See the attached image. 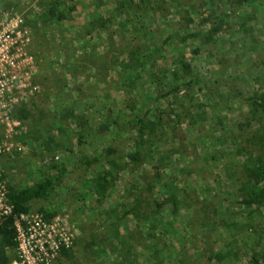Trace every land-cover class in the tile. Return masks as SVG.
<instances>
[{
	"label": "rangeland",
	"instance_id": "374dc122",
	"mask_svg": "<svg viewBox=\"0 0 264 264\" xmlns=\"http://www.w3.org/2000/svg\"><path fill=\"white\" fill-rule=\"evenodd\" d=\"M6 10L29 33L38 92L17 132L0 131L14 143L0 173L14 190L56 182L28 203L53 212L49 264H264V165L250 176L264 115L248 102L264 92V0H0ZM145 11L161 28L150 56L120 28Z\"/></svg>",
	"mask_w": 264,
	"mask_h": 264
},
{
	"label": "built area",
	"instance_id": "2783aa9c",
	"mask_svg": "<svg viewBox=\"0 0 264 264\" xmlns=\"http://www.w3.org/2000/svg\"><path fill=\"white\" fill-rule=\"evenodd\" d=\"M30 38L28 31L23 28L20 13L15 10L0 12V131L5 137L15 134L21 127L17 115V109L24 105L38 92L35 83L36 66L31 53L27 52ZM14 149V143L10 140L0 142V153H10ZM7 184L0 173V222L10 217L14 229V238L21 239L20 250L17 253L18 260L15 264H49L46 258L47 246L57 249L50 233L55 223L43 218L41 212L30 214L27 212L16 213L12 209L7 197ZM43 232L42 236L39 234ZM27 233H29L27 235ZM37 234L35 240L39 248L38 256H30L29 251L35 243L30 245L28 237ZM67 237L61 236V241L68 244ZM47 245L43 246V243Z\"/></svg>",
	"mask_w": 264,
	"mask_h": 264
},
{
	"label": "trees",
	"instance_id": "16d2710c",
	"mask_svg": "<svg viewBox=\"0 0 264 264\" xmlns=\"http://www.w3.org/2000/svg\"><path fill=\"white\" fill-rule=\"evenodd\" d=\"M249 105L252 108H255L257 111H260L261 114L264 115V92L260 93L256 96L250 97ZM264 138V132L262 133ZM260 136V137H261ZM97 161V157H93L89 160H87V163L89 162H95ZM261 161L258 160V165L255 171L250 176L257 180L259 178L261 172H262V166L264 163L260 164ZM98 180L102 181L103 183L106 181V178L104 174L98 176ZM99 183V185L95 188L94 192L97 196H101L103 193V183ZM57 187L56 182L51 178H45L39 182H36L30 186H26L22 189H10L7 187V197L12 205V209L16 213L20 212H27L29 209L28 203L33 200H47L51 195H53L55 189ZM99 198V197H98ZM39 212L42 213V216L44 219L51 218L53 215V212L51 209H38ZM14 229L11 224L10 217L5 218L3 221L0 222V264L2 263V260L5 259V248H11L14 245Z\"/></svg>",
	"mask_w": 264,
	"mask_h": 264
},
{
	"label": "crops",
	"instance_id": "0c3cea01",
	"mask_svg": "<svg viewBox=\"0 0 264 264\" xmlns=\"http://www.w3.org/2000/svg\"><path fill=\"white\" fill-rule=\"evenodd\" d=\"M143 4H146V2H142ZM146 10H148V8H146ZM154 14L153 11H145L142 15V17L138 20H136L134 23L133 22H129L128 20H126L125 18L120 22L121 25V29H122V35L125 34L128 38L133 39V36L135 34H140L142 36V38L145 41V47L143 49H136V47L132 48L131 50L133 52L138 51L139 53H141L143 55H153L155 53H153L152 47L150 44H148L147 41H149L150 39H148L150 37L151 32L154 30V28L157 27V30L159 33L161 28L159 25H155L156 20L154 18ZM170 14H168L169 16ZM87 24H89V22H86ZM93 28L95 29L96 25L92 24ZM165 23H163L162 26H164ZM98 31L94 30L95 35H98V38H102V33L104 32V30H102V28L98 27ZM124 32V33H123ZM169 34V33H168ZM154 37V35H153ZM164 37V36H162ZM158 54V53H157Z\"/></svg>",
	"mask_w": 264,
	"mask_h": 264
}]
</instances>
